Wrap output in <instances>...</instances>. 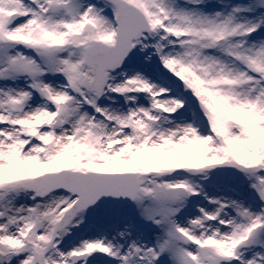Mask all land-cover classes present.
<instances>
[{
    "label": "snow or ice",
    "instance_id": "1",
    "mask_svg": "<svg viewBox=\"0 0 264 264\" xmlns=\"http://www.w3.org/2000/svg\"><path fill=\"white\" fill-rule=\"evenodd\" d=\"M0 264H264V0H0Z\"/></svg>",
    "mask_w": 264,
    "mask_h": 264
}]
</instances>
